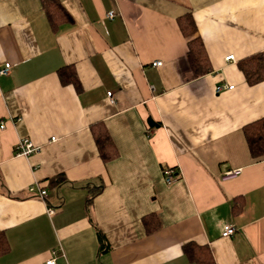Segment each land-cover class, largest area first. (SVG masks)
<instances>
[{
  "label": "crops",
  "instance_id": "1",
  "mask_svg": "<svg viewBox=\"0 0 264 264\" xmlns=\"http://www.w3.org/2000/svg\"><path fill=\"white\" fill-rule=\"evenodd\" d=\"M59 1L72 21L55 28L43 0H0V66L12 64L0 76V230L9 244L0 264H46L53 250L58 264H196L188 243L215 264H264V155L252 153L246 131L264 119V80L251 84L240 66L264 55V0ZM187 15L192 35L182 29ZM194 38L206 73L191 65ZM65 67L80 90L63 83ZM224 84L234 88L217 92ZM99 125L117 150L110 161L95 140ZM24 138L40 150L16 156ZM165 168L178 175L170 184ZM229 170L240 173L224 179ZM229 223L238 230L224 237Z\"/></svg>",
  "mask_w": 264,
  "mask_h": 264
},
{
  "label": "trees",
  "instance_id": "2",
  "mask_svg": "<svg viewBox=\"0 0 264 264\" xmlns=\"http://www.w3.org/2000/svg\"><path fill=\"white\" fill-rule=\"evenodd\" d=\"M44 9L48 15L51 24L56 28L64 21L71 22L72 17L67 12L65 7L59 0H43ZM183 32L186 35H192L196 31V25L191 15L185 16L181 20ZM189 58L193 69L197 73H206L209 68L207 66L205 48L202 42L198 38L191 39L189 41ZM240 66L245 72L248 81L251 84L259 83L264 80V55H256L243 62H240ZM60 76L63 83H73L78 90H80V82L77 73L73 67H65L60 70ZM152 124L155 122L150 120ZM247 137L250 143L252 153L256 155H264V119L260 122H255L251 126H247ZM95 140L99 149V152L105 161H110L117 156V150L114 147L113 141L109 132L102 127L97 126L94 129ZM57 179H52L51 182H56ZM93 195L88 199V204L91 203ZM155 223V224H152ZM158 218L156 215H147L144 217V224L149 231L158 228ZM101 248L107 249L108 243L105 235L100 233ZM9 251V244L6 240V236L2 230H0V256L6 254ZM185 251L189 258L196 264H215L210 251L204 246H198L194 243H188L185 246Z\"/></svg>",
  "mask_w": 264,
  "mask_h": 264
},
{
  "label": "built area",
  "instance_id": "3",
  "mask_svg": "<svg viewBox=\"0 0 264 264\" xmlns=\"http://www.w3.org/2000/svg\"><path fill=\"white\" fill-rule=\"evenodd\" d=\"M115 16V12L114 11H110L108 12L107 14V18L111 19V18H114ZM227 60H234V55H229L226 57ZM155 66H159L162 64L161 61H156L153 63ZM11 67H12V64L10 62H6L3 66H0V76H3V75H8L11 71ZM234 88L233 85H227V84H224V85H219L217 86L216 88V91L217 92H220L221 90L223 89H232ZM107 95L108 97L110 98L111 102L114 103L115 102V99H114V95L112 93V91H109L107 92ZM5 127V124L4 123H1L0 124V128L3 129ZM51 140L55 141L56 140V137H52ZM40 150V146L37 145L32 139L30 138H24V139H20L17 144L15 145L14 147V154L16 156H24V157H27V156H30L32 154H35L36 152H38ZM240 173V170H229L228 172H226V174H224L223 178L224 179H229V178H234V177H237ZM164 177H165V181L170 184L172 182H174L178 175L175 174V170L174 169H171V168H165L164 169ZM35 186H31L30 190L33 191V192H36L38 196H40V198L46 200L47 199V190L45 189H38L35 191ZM47 211L49 214H53L55 213V209L52 208V207H48L47 208ZM238 228L234 225V224H226L224 226V229H223V232H222V235L224 237H229V236H233L234 234H236ZM53 256L51 258H49L47 261H46V264H58L57 261H56V254H57V251L56 250H53Z\"/></svg>",
  "mask_w": 264,
  "mask_h": 264
}]
</instances>
